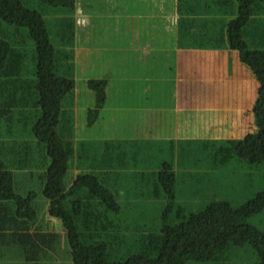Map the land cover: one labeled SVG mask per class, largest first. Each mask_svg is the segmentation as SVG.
<instances>
[{
  "label": "trees",
  "instance_id": "1",
  "mask_svg": "<svg viewBox=\"0 0 264 264\" xmlns=\"http://www.w3.org/2000/svg\"><path fill=\"white\" fill-rule=\"evenodd\" d=\"M41 1L57 9V16H60L57 17L59 22L54 31L55 44L50 40L45 21L37 12L26 7V0H0V20L11 28H26L27 35L34 44V98H37L40 111L39 118L32 126V141L0 140V145L6 147L4 155H10L11 159L25 156L31 163L30 168L45 169L40 177V193L45 200V215H48L49 220H60L72 264L228 263L233 248L245 245L250 246L255 253V264H264V235L246 224L248 218L264 209V192L238 208H232L225 201L213 200L187 217L182 215V210L179 209L176 217L178 223H164L157 233L148 234L139 233L142 231L131 227L132 222L127 219L131 210L130 200L127 205H122L121 200L104 185L103 181L109 176L103 170L105 165L100 166L101 170L90 168L89 172H79L70 183L65 182L69 168L72 170L75 166L82 165L83 156L81 149L78 152L79 144H83H77L74 140L76 112L72 97L75 87V29L71 16L75 11L76 0ZM234 2L235 15L225 21L226 48L237 54L239 63L249 69L259 87L251 108L254 127L241 139L227 141L219 156L223 157L224 165L233 157L250 164H260L264 160V35L257 32L254 36V27L259 20L255 19L254 23L252 20L253 17H264L259 13L258 7L260 3L264 4V0ZM179 19L177 23L183 30L184 24L181 21L184 18L180 16ZM247 32L254 41L252 46L258 43L261 49L249 48L245 38ZM15 35H18V32ZM16 42L10 40L8 33L1 31L0 89L5 85L2 77L5 76L6 68L11 63V67L24 63V53L14 47ZM170 42L173 44L172 40ZM207 42L215 43V39ZM13 49L17 53L15 59ZM14 74L16 79H20L19 70L14 71ZM86 85V89H90L94 94L96 107L80 112L78 119H82L84 113L92 112L97 115L99 107L103 104L104 80L91 79ZM12 97L11 91H4L2 95L0 93V104ZM67 99L71 106L69 111L62 107L63 101ZM9 113L10 111H5L0 115ZM95 138L92 153L99 151L101 162H104V143L98 136ZM18 143L22 144L20 149L12 151L13 146ZM97 148L101 149L96 150ZM216 158V155L212 157L213 160ZM176 163L173 160L170 164H164L157 174V183L167 194V205L174 200ZM9 166L10 163L0 168V243L16 245L25 255L31 254L40 260L45 250H53L57 236L49 231H30L32 229L26 224L30 225L36 217L32 202L37 197L34 188L26 190L27 198H21L15 193L11 182L13 174L8 169ZM134 202L144 205L148 199H135ZM11 203L14 207L9 211ZM8 212H11L10 216H7ZM10 223L12 224L8 226ZM22 224L26 227H21ZM129 232L133 234H128ZM126 241L133 242L136 253L129 255L123 262H109L107 254H114L116 250L113 247Z\"/></svg>",
  "mask_w": 264,
  "mask_h": 264
},
{
  "label": "rangeland",
  "instance_id": "2",
  "mask_svg": "<svg viewBox=\"0 0 264 264\" xmlns=\"http://www.w3.org/2000/svg\"><path fill=\"white\" fill-rule=\"evenodd\" d=\"M123 1L124 0H115L113 2L114 6H111L105 4L104 0H85V2H88L85 13L94 16V18L104 17L106 13L112 15L115 14V17L119 18L118 21H120V19L123 21L122 16H125V14L121 12H133V6L123 8ZM25 3L26 7L41 15L49 30L50 40L55 44L54 31L59 22L57 17H60L57 16L58 10L47 6V4L43 3L41 0H26ZM159 6L160 7H157V12L165 10L171 12V9L174 12L177 11L176 6L173 3L171 4V0H159ZM79 9L80 8L78 7L77 10L79 11ZM78 11L74 13L71 18L83 15V12ZM95 13L100 15H94ZM112 15L108 16L110 19L106 21V23H110L111 21L114 22V16ZM185 17L186 16H183V18ZM255 19L258 21V16L256 18L253 17V23ZM220 21L223 23V26H225V20ZM199 22L201 28L208 27L209 25L208 22L207 24H205L204 21ZM103 25L104 22L97 24L101 29H104ZM6 26L7 25L0 20V34L3 30L9 34L11 41H17V44L14 47H18L19 52L22 51L24 53V63L16 67H11L13 64L11 63V65L6 68L5 76L2 77V82H5V85L0 89L1 95L4 91H11L13 97L0 104V114H3L5 111H10L9 114L0 115V117H2L0 120V136L3 137V140L9 141H11L14 136L20 137L17 138L20 140L32 141V126L40 116V111L37 106V98H34V44L28 37L26 28L15 29ZM16 32H18V35H15ZM118 34H120V32H118ZM87 36L92 40L94 34L89 32ZM201 38L202 33L192 32L188 29L185 33V39L193 46L195 52L189 53L185 50L178 51L172 49L175 51V54L170 50L160 59H156L157 62L152 66L153 75L151 71H149L152 77L151 80L155 79L154 86H152V90L155 91L154 100H156L161 107L160 99L163 94L166 95V107L169 108L173 85L176 87L177 84L175 82L180 81L178 83L180 85L177 90L178 92L182 93L184 91L192 90L191 92L197 93L201 100L207 105L222 106L226 108L227 116L222 124L224 128L229 129L230 124L236 123L234 122L236 117L241 118L246 115L247 108V102L243 98L232 97L230 95L231 90H248L249 81L245 78L241 81L242 83H240V80L237 78V75L233 70L226 69L224 73L218 72L216 66L209 62L210 58L206 51H212L213 54H215L221 45L208 43ZM245 38L247 39V43H249L248 46L250 45V49L262 48L259 47L257 41V44L252 46L254 41L250 39L249 32L245 33ZM140 44L141 39L139 35L135 36L133 33H131L130 36L122 34L121 38H117L111 47H97V42L92 41L89 48L92 56L90 60L96 63V58L101 56L105 64L110 68L111 73L106 84V87H109L110 92H112L113 89H116V84L119 82L124 83L121 81L122 78H132L131 73L122 70V67L120 66L121 62L117 63V59L122 60L117 53L124 48L136 47L138 49ZM197 44L200 50L197 49ZM115 48L117 50H114ZM14 51L16 52V50ZM226 55L231 61L233 60V56L228 50L226 51ZM192 62H194L192 64V69L193 75L195 76L193 80H196V82L193 81L189 86V84H186L190 82L187 78L191 75L190 66ZM131 66L135 65L131 64ZM235 68L251 73L249 69L241 63L235 64ZM17 70L20 71V79L15 78L14 71ZM176 72H179L181 75L179 81L178 79H176V81L173 79ZM175 87L174 89H176ZM149 93L147 94L153 97V95ZM187 96L188 95H185L184 93V98ZM114 98L115 97L110 95L108 101L116 103ZM141 101H143V99ZM143 105L144 104H142V107L140 108L129 109L134 113L139 114L145 108ZM92 106L93 104H91V109ZM62 107L65 111L70 110L71 106L68 103V99L63 101ZM205 111L208 112V123H217L222 120L216 110L210 109ZM79 113V111L78 113H74V117L77 118ZM104 117L105 111L103 110L97 113V115H93L92 112L90 114L84 113V120H89L90 122L95 120L102 122ZM178 119L180 125L184 126L185 133L195 131L196 118L191 116L190 113L179 114ZM9 125H12V131L7 129ZM97 132L102 133L103 129H99ZM196 137L197 139L181 145L177 158H175L174 155V162L176 163L177 161V163L174 164L176 178L175 193L174 200L169 205H167L166 200L167 194L162 188L157 190L159 195L155 196L154 191L156 190L152 186L153 178L151 176H144L143 190L120 194L125 198L143 197L148 199V202L141 205V210H135V215H133L135 216V221L128 218L131 217L130 215L127 216V219L132 220L131 227L142 231L139 233H157L164 223L175 225L178 223L176 217L179 209L182 210V215L187 217V215L201 210L207 205V203L213 200L225 201L230 204L232 208H238L252 200L257 194L264 192V160L260 164H250L233 157L232 160L224 165L222 164V160L212 159V157L218 152L221 144L215 143L209 138L200 139L199 137L203 136L199 134H197ZM5 149L6 147L0 145V168H3L5 164L10 163L8 169H10L13 174L15 193L21 198H27L28 193H25L26 190L28 188H34V193L37 197L32 202V207L36 212L35 220L37 219L40 221L37 223L38 227H41V229L44 228V231L36 229L35 231L45 232L48 230L55 234L57 239L54 243L53 250H45L41 255L40 260L35 259L31 254L25 255L16 245L8 246L4 243H0V264H72L70 249L67 245L66 235L64 234L60 220H57L56 218L49 220L47 218L48 215H45V200L40 193V177L45 169L30 168L31 163H29L25 156H23V158L16 156L11 159L10 155H4ZM170 152L169 149L166 150L167 158ZM183 154L187 155L189 158H186ZM167 162L172 163V161ZM68 171V176L65 179L66 183H70L75 177L74 175L72 176L70 168ZM72 173L74 174L75 171ZM123 184L124 182L120 183L119 186ZM114 189L118 188L114 187ZM127 203L128 200H121L122 205ZM13 207V203H11L8 210L11 211ZM7 214V216H10L11 212H8ZM11 224L12 223L7 225L9 226ZM246 224L250 227H254L264 235V209L260 213L248 218ZM22 227L24 228L26 226L23 225ZM7 229H9V227H7ZM128 234L133 233L129 232ZM127 242L128 241L120 242L113 247V249L116 250L114 254H107L109 262H123L129 255L136 253V248L132 245L133 242ZM232 251L233 254L229 257L228 263L221 261L216 264L256 263L255 253L250 246L245 245L243 247H235ZM32 258H34L33 261Z\"/></svg>",
  "mask_w": 264,
  "mask_h": 264
},
{
  "label": "crops",
  "instance_id": "3",
  "mask_svg": "<svg viewBox=\"0 0 264 264\" xmlns=\"http://www.w3.org/2000/svg\"><path fill=\"white\" fill-rule=\"evenodd\" d=\"M114 1L104 0V3L114 6ZM233 1L171 0V4L173 3L176 6L178 12H174L172 9L171 12L166 10L157 12V7H160L159 0H124L122 3L123 8L133 6V12H121L125 16H122L123 21L121 19L118 21L119 18H116L115 14L106 13L104 17L96 18L90 16L85 13L88 2L76 0L73 14L78 11L77 8L79 7L78 12H83V15L72 18L73 29H75V41L73 42V44L75 43L73 47L75 87L72 96L75 103L74 111L82 113L96 107L94 94L90 89H86V82L91 79L104 80V99L98 111H105V117L102 122H98L97 120L87 122L84 120V114L82 115V119L75 118L74 140L77 144L79 142L83 144V146L79 144L78 148V152L80 149L82 150L83 156L82 165L79 167L75 166L73 168L75 173L73 174L71 170V174L75 176L79 172H89L90 168L101 170L100 166L105 165V169L103 170L109 176L103 181L104 185L120 200H130L131 210L129 215L131 217L128 218L132 220L135 218L133 216L135 215V210H141L142 208L141 204L135 203L134 200L145 198H125L120 194L143 190L144 176H151L153 178L152 186L156 190L154 194L158 196L157 190L160 187L157 183V174L161 171L164 164H170L167 161L174 160V155L177 158L179 149L183 143L197 139V134L203 136L199 137L200 139L209 138L213 142L221 144L216 153V160H222L223 157L219 155L224 150L222 148L223 145L229 140L241 139L246 133L251 132L254 127L251 108L258 92V82L252 73L235 68V64L239 63L238 56L235 52L226 48L225 26L220 21H226L234 17L235 9ZM258 7L260 8L259 13H262V16H264V4L260 3ZM94 15L100 14L95 13ZM110 15L114 16V22L106 23L110 19L108 17ZM180 16H186L181 21L184 24L183 30H181L180 24L177 23L180 20ZM199 21H204L205 24L208 22V27L201 28ZM101 22H104V29L97 26ZM188 29L192 32L202 33L201 39L203 40L211 41L215 39L214 44L221 45L215 54L212 51H206L210 58L209 62L216 66L218 72L224 73L226 69L233 70L240 83L245 78L249 81L248 90H231L230 95L232 97L243 98L247 102V108L246 115L241 118L236 117L234 119L236 123L230 124L229 129L224 128L222 124L227 116L226 108L207 105L197 93L191 92L192 90L182 93L177 91L180 86L178 84L180 82L179 79L181 78L179 72H176L173 77L175 81L178 79L179 82H175L177 84L176 87L173 85L169 103L170 107H166V95L164 94L160 99L162 108L154 100L155 91L152 90V86H154L155 79L151 80L152 77L149 71L152 73V66L157 62L156 59H160L172 49L178 51L185 50L189 53L195 52L193 46L185 39V33ZM89 32L94 34L92 40L87 36ZM257 32L264 35V17L259 19V22L255 25L254 36ZM131 33L135 34V36L139 35L141 44L138 49L136 47L121 49L117 54L122 60L117 59V63L121 62L120 66L122 70L131 73L132 78H122L121 81L124 83L119 82L116 84V89L110 92L109 87H106L111 73L110 68L105 64L101 56L96 58V63L92 62L90 60L92 56L89 48L92 41L97 42V47H111L117 38H121L122 34L130 36ZM171 40L173 44H171ZM197 49L200 50L199 47ZM114 50L117 49L115 48ZM227 50L233 56L232 61L226 55ZM174 52L173 54H175ZM13 55L15 59L17 53L15 52ZM193 63L190 66L191 75L187 78L190 82L186 85L189 84V86L193 81L196 82V80H193L195 77L192 69ZM131 64L135 66H131ZM147 93L153 95V97ZM184 93L188 95L185 98ZM110 95L115 97L114 101L116 103L108 101ZM142 99L143 101H141ZM91 104H93L92 109ZM142 104H144L145 108L139 114L129 109L140 108ZM210 109L216 110L222 120L217 123H208V112L205 110ZM186 113H190L191 116L196 118L195 131L191 133H185L184 126H181L179 123V114ZM7 129L12 131V125H9ZM99 129H103V132H97ZM95 136L101 138L102 143H104V162H101L102 157L99 155V151L92 153L91 148L94 144L93 142L96 140ZM2 138L0 136V140H3ZM12 138L11 141H22L17 139L20 138L18 136ZM21 145L20 143L16 144L13 146L12 151L20 149ZM99 149L101 148H97L96 150ZM168 149L171 152L167 158L166 150ZM183 156L189 158L185 154ZM11 182H13V175ZM122 182L124 184L119 186ZM113 186L118 189H114ZM132 220L130 221L132 222ZM39 222V220L34 219L30 225H26L32 229L30 231H33V229L44 231V228L38 227L37 223Z\"/></svg>",
  "mask_w": 264,
  "mask_h": 264
}]
</instances>
